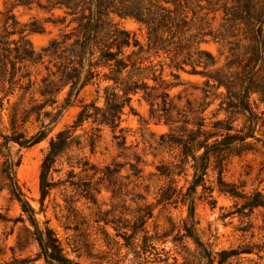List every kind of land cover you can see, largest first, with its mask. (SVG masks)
<instances>
[{"label": "trees", "instance_id": "16d2710c", "mask_svg": "<svg viewBox=\"0 0 264 264\" xmlns=\"http://www.w3.org/2000/svg\"><path fill=\"white\" fill-rule=\"evenodd\" d=\"M18 7L35 8L46 16L32 17L29 22L21 23L14 12ZM116 18L137 21L145 28V41L121 26ZM46 22L57 26L59 32L36 50L27 31H43ZM209 39L227 48L228 55L222 66H217L218 59L201 47V43ZM162 54L168 59L167 63L162 59L154 61ZM165 66L174 79H179V70L204 77L198 99L187 98V103L193 102L190 106L195 113L193 120L181 121L167 110L175 108L169 90L179 82L164 77ZM30 68L36 70L34 77ZM41 71L44 73L40 74ZM101 80L111 82L103 86L102 95L99 94ZM17 83L21 98L27 93H38L41 97L39 102L22 109L23 119L35 113L37 119L49 118L50 122H55L63 110L78 102L74 119L50 138L41 159V204L57 185L52 177V172L59 170L56 164H68L71 172L75 166L83 171L92 169L91 177L97 173L99 168L83 152L85 149L91 154L95 152L101 125L110 127L114 136H120L125 142L126 135L117 134L115 130L122 131L123 108L129 105L132 95L140 93L152 110L159 99L162 102L167 113L164 122L169 126L167 135L173 137L179 132L178 139L172 140L180 148L179 164H188L189 157L192 160V176L184 190L182 186L172 185L174 171L156 165L160 176L170 177L167 187L160 188L158 202L180 196L186 206V218L180 226L182 232L173 242H181L183 249L190 252L183 242L188 238L199 261L206 260V264H212L216 255L220 256L217 264H223L232 255L251 252V248L215 252L209 249L197 233L195 207L200 196L213 202L214 187L205 177L211 156L222 151L239 154L251 148L250 138L258 140L255 131L259 120H264V108L259 107H264V0H4L0 9V91L3 92L0 97V192L6 190L9 198L19 204L21 214L14 221H22L46 262L79 264L63 252L54 230L47 224L40 225L17 181L15 168L19 158H14L10 144L29 146L44 137V129L29 137L2 131L3 98L13 93ZM94 84L96 97L86 101L81 93ZM220 87H224V91L219 90ZM60 93H63L61 101ZM101 97L103 106L97 104ZM216 99H219L218 108L207 117L204 112ZM19 105L13 107L12 123ZM221 111L225 117L217 116ZM238 118L241 124L235 126L233 122ZM89 121L96 125L85 130L83 125ZM78 129L82 132L78 133ZM139 172L141 169L135 168L134 174ZM98 178L104 180L105 176ZM217 181L219 191L244 198L242 206L250 212L264 208V193L260 190L255 189L246 197L220 174ZM85 197L96 202L92 188ZM151 216V204L139 205L132 221L123 226L124 230L119 226H115V230L124 238L125 246L140 247L159 261L163 258L153 240L167 235L174 224L170 222V230L160 235H151L145 227ZM0 220L6 218L0 214Z\"/></svg>", "mask_w": 264, "mask_h": 264}, {"label": "rangeland", "instance_id": "374dc122", "mask_svg": "<svg viewBox=\"0 0 264 264\" xmlns=\"http://www.w3.org/2000/svg\"><path fill=\"white\" fill-rule=\"evenodd\" d=\"M3 2L4 0H0V9H3ZM14 12L21 23L29 22L32 17L46 16V13L35 8L27 10L18 7ZM116 20L121 26L134 32L141 41H145V28L137 21L131 18ZM58 32L57 26L46 22L43 31H27V37L34 48L39 50ZM201 47L218 59L217 66L226 62L227 48H223L218 41L209 39L201 43ZM158 59L168 62L163 54L154 61ZM187 68L190 69L189 66ZM30 70L34 77L36 70ZM169 70L165 66L164 77L169 81H178L179 84L169 90L175 108L169 107L167 110L181 121L186 118L193 120L195 113L190 109L193 102L187 103V98L198 99L204 77L179 70V79H174L169 75ZM43 73L44 71H41L40 74ZM22 82L25 83L26 79ZM148 82L152 83V80ZM99 84V94L102 95L103 86L111 82L101 80ZM18 85L19 83L15 85L13 93L3 98L1 129L4 133L14 132L25 137L44 129V137L32 145L21 146L16 142L10 144L14 158H19L15 174L23 193L35 210L40 225L47 224L54 230L63 252L69 258L79 264H206V260L199 261L194 245L188 238H184L183 242L189 246L190 252L183 249L181 242H173V238L182 232L180 226L187 214L180 196L172 197L168 202H158L160 188L167 187L170 177L160 176L156 165L174 171L171 177L175 181L172 185L177 188L182 186L183 190L192 176L191 157L188 164H179L180 148L172 142L178 139L179 132L176 131L173 137L167 135L169 126L164 122L167 113L160 99L152 110L140 93L132 95L129 105L124 106L121 115L122 131L115 130L117 134L126 135L125 142H122L120 136L115 137L110 127L101 125V137L95 152L91 154L88 149L83 152L99 168L97 173L91 177L92 169L83 171L81 167L75 166L71 172L68 164H56L59 170L53 171L52 177L57 185L41 204V159L50 138L74 119L78 102L63 110L55 122H50L49 118L37 119L35 113L23 119L22 109L31 103L39 102L41 97L38 93H27L21 98ZM95 88L94 84L83 90L81 95L86 101L96 97ZM219 90L224 91V87ZM2 95L3 92L0 91V97ZM62 96L63 93H60L59 101ZM19 103L16 118L12 123L13 107ZM218 103L219 99L214 100L204 114L210 117L211 112L218 108ZM97 104L103 106L102 97L97 100ZM259 107L264 108L262 105ZM217 116L222 118L226 114L221 111ZM241 121V118H238L233 123L239 126ZM95 125L89 121L85 122L83 127L89 130ZM77 132L81 133L82 130L78 129ZM255 136L258 140L250 138L253 145L248 150L239 154L222 151L211 156L205 177L207 183L214 187L213 202L197 195V233L209 249L215 252L221 249L251 248V252H241L228 257L223 264H264V208H256L250 212L247 207L242 206L244 198L221 192L217 187L220 174L225 182L234 183L246 197L255 189L264 193V120H259ZM135 168L141 169V172L134 174ZM98 176L105 178L100 180ZM91 188L95 193V203L85 197V193ZM96 189L99 192H96ZM200 191L199 187L198 193ZM144 204L152 206V216L145 224L149 234L160 235L170 230V222L174 224L167 235L153 240L163 258L159 261L154 254L143 252L140 247L135 249L125 246L124 238L115 230V226L124 230L123 226L134 218L137 206ZM0 214L6 218L0 220V264H49L39 255L37 243L24 228L22 221H14L20 216L21 210L19 204L9 198L6 190L0 192ZM26 225L32 229L28 221ZM218 258L220 256L216 255L212 264H217Z\"/></svg>", "mask_w": 264, "mask_h": 264}]
</instances>
